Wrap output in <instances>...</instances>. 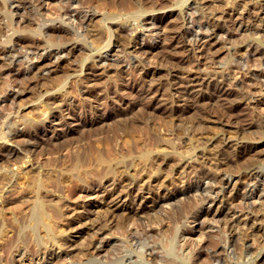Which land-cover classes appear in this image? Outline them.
I'll use <instances>...</instances> for the list:
<instances>
[{
  "label": "rangeland",
  "instance_id": "rangeland-1",
  "mask_svg": "<svg viewBox=\"0 0 264 264\" xmlns=\"http://www.w3.org/2000/svg\"><path fill=\"white\" fill-rule=\"evenodd\" d=\"M194 1L195 0H177V1L176 0H148V1L143 0L142 6L137 5L136 7H134V4L131 3L132 0H81V1L77 0L78 8L80 10L84 11L86 9V10H88V11L85 10L86 12H94L93 16L90 18V20L89 21L86 20L83 23V25H84V29L82 32L83 37H86L88 42L82 43L83 41H81V38H80V37H82V35L81 34L76 35L77 34L76 29H73L71 26H68V25H65V27L68 28L69 30L66 29V31H62V32H58V33H56V32L50 33L47 36V39L49 40L48 42H46L43 37L41 39H37V40L33 39L34 44L37 42L36 43L37 46L43 45L42 47H45L44 53H43V51H42L43 49H42L41 50L42 51L41 56H39L38 54L34 55L35 57L30 55V57H29L30 59L28 58L25 60H23L24 58L21 59L19 56L18 59H20V60H18V62L15 63V68L19 69V67H20L21 71L22 70H25V71H23L24 73L22 72L23 74L19 75L18 77H16L15 75L13 76L12 74H10V72L9 73L8 72H2V74L0 73V86L3 85V87H4V88L2 87V89L0 87V89H1L0 95L5 92L4 89L6 86L3 83L9 82V84H13L16 86V88L18 87L19 89H21L23 87L21 89V91H23V92H20L17 95L14 94L16 97L15 96L12 97V95L9 96L10 98L8 97L6 99V101H4L2 103V106L0 107V110H1L0 113L2 114L4 111L5 112L11 111L10 112V120L12 121L15 118V120H13L12 123L13 124L16 123L15 125L12 124V126L15 127V126H17V124H19V125L21 124L20 126H17L16 128L19 127L18 129H21L23 127V129H26V131L27 130L30 131L29 132L30 137H28V138H30L31 140L33 139L32 141L34 144V145L32 144L33 149L31 148V150H29L27 152V150H25L26 148L23 149L25 147L24 143L19 141V140L17 143L16 142L17 140L16 139L13 140V138L10 140L0 139L1 140L0 144L1 145L4 144L5 148L16 147L20 151V153H18L20 155H17V158H16V156H14L15 158L10 157V159L9 158H0V161H1L0 162L1 163L0 164V170H3V169L4 170H12V169L15 170V174L11 179V183L13 185L11 184L12 186L10 185L8 187L9 189L7 188V190H4V192H5V194H9V195H12L13 192L16 194L15 191L18 190L17 188H15L16 185H17V187H18V185L19 186H23V185L26 186L27 183L32 180V179L29 180V177H35L37 175H40V177L50 176V174H49V172H50L51 173L50 177H53L55 179V176H56L57 177L56 179H58V181L60 182V186L63 185L62 189H65V187H66V189H65L66 191H68V190L70 191V189H71V192H68V193H70V194H68V200H69L68 203L72 204L74 207H76V210H77V214L74 217H72L71 218L72 221H70V223L73 226L77 225V227H79L80 224H77V223H81V221L86 219V217H88V216H89L88 217L89 218V224L92 222L93 224H96L98 226L99 225L100 226H106L105 224L108 222L107 221L108 214L105 215L103 213V215L101 216L102 211H99L98 213L96 211L95 212L96 215H95V213L92 212L94 207L90 206L89 204H84L85 202H83L84 201L83 196L85 194H87L88 191H83V193H81L80 190L82 187L87 186L86 185L87 181L89 182L90 178L88 179L89 175L85 174L83 171H82L83 173L81 172V170L84 169V166H82L81 164H78L77 161H75V160H78L81 158L83 159V157H84V159H86V157H87V159H92L90 157V151H91V148L89 147L90 143L91 144L92 143H101L104 145L110 144L112 151H114L119 156V158L121 157V155H123V158H120V160L122 159L124 161L121 163H118V164L116 163V165H115L116 166L115 170L120 168L119 170H117V175H118V172L122 170V172H120V173L126 179L129 178L130 176H132L133 173H134L133 176L137 177V178H147L149 180L153 179L156 181V182L154 181L155 184L156 183L157 184L154 185V183H152V187H150V188L153 189L154 192H156L155 195L161 196V197H162V195L163 196L174 195V193H178L182 189L187 191L186 193L188 195L186 193H183V194H180L178 196L179 199L176 196L173 199H167L163 202V203H165L167 201L168 204H167V202H166V204L158 203L155 205H152V204L150 205V203H149L148 206H144L146 208H142L139 210L136 209V212L134 211V209H132V210L127 209V211H126L127 215L125 214L126 217L123 215L128 220H131V221L135 220V222H136V220H138L136 222L137 224L134 222V224H136L138 226L137 227L135 225L137 227V229H142L144 224L142 225L141 223H143L142 221H144V219L148 218L144 221V222L148 221V223H152V221H153V223H152L153 225L150 224V226L147 228V234L149 231L151 232V234L149 232V234L146 236V239L148 237L147 242L149 243V245L150 244L152 245V246H150L151 248L149 246L148 247L146 246L147 249L150 250L153 247L155 249L157 246L155 251L156 250L158 252L160 251L159 253L156 251V254L159 256L156 255L155 256L156 258L154 257L151 260V262L153 264L155 262L157 263V261H159L158 258L161 256L162 257L159 259L162 262L166 258V260H168V261H166L167 264H172V263L175 264L176 261L178 263L179 259H178V257H175V255H176V253H178V252H176L178 244L182 243V242L184 243L183 244L184 250L185 249L189 250V248H190L189 246H192L193 242H194V245L192 246V248L194 247L193 248L194 250L193 249H191V251L185 250L184 252L190 253L192 258H194L193 254H195L196 259L194 258V261L197 264H209L211 261L215 260V256L216 257L220 256L219 257L220 259L222 258L221 259L223 262L222 264H233V263L234 264H264V230L256 229V227H262V229H264V225H263L264 224V221H263V219H264V200H263L264 196L263 195L264 194H262L258 198V200H255L256 202L253 203L252 205L251 204L247 205L246 203L245 204L243 203L242 205L240 204L241 206H244L242 208L243 210H240L239 211L240 213L237 211L238 212L237 220H238V218L243 217L242 213L246 212V210H247V212H251V213H249V215L251 214L250 215L251 221L253 220L252 226L250 224L251 223V221H250L246 224V225H248V227L247 226L243 227V228H241V230H239L238 228L235 229L236 226H234L233 224H235L236 222H239V221H234L232 225H231V223L228 224V222L225 220L224 216L220 218V216H222V214L217 217L218 219H217V221H215L217 223H215V222H213V224L211 223V225H213L211 228H208L207 226L203 227L202 223H200L197 220H195L196 222L195 221L189 222V219L188 220L185 219V221L183 223L184 225L181 222H178L176 224H177V228L179 227L177 232H180V231L183 232L184 233L183 235L185 236L186 239L183 238V235H182L178 238V240L180 238L182 239V240L180 239L181 242H179L180 241L179 240L178 242L174 243L173 246L169 245L171 243V241H169V239H171V237H173V234L175 233L176 229L172 225L173 221L168 220L169 218H166L165 220H163V219L167 216V214L168 215L172 214L171 216L175 215V211H176L178 206L188 205V207L186 206V209H185V210H187V211H185L187 213V218H189V216H191V214L194 213L197 210V208L198 209L199 208L205 209L207 207H210L211 209L214 210L216 205L219 204L218 199L222 198V195L220 193L223 191V194H224L223 197L225 198V199L223 198L224 199V201L222 202L223 206L225 208H227L228 205L230 206V204L232 202V203H234V205L236 207L237 206L236 204H239V203L237 202L236 199H235L236 201L234 200V197L231 196L232 192H234L233 187L237 186V187H234V189L236 190V193H238L239 190L242 189L241 186L244 184V181L250 175V173H251L250 171H252V170H250L251 167L252 168L255 167L254 169L259 171V173L261 174V177L263 176L262 178H263V182H264V132L261 131L260 129H256L255 127H250L249 125H247V122L249 120L250 121H253V120L256 121L257 120L256 122H258L260 120V118H262L261 116L264 117V81L263 80L259 81V79H256V78L253 79V76L251 75L252 74L251 70L252 69L254 70V68L257 69L258 67L256 68L255 64H254V66H255L254 67L253 62H251V61H250L251 63L248 62L249 66L252 64L251 69L248 68V63L245 66H241L239 69L237 68L238 70L237 69L233 70L232 67L230 66L231 62H233V60L239 61L240 60L239 58H241L240 61L245 60V59H243V57L244 58L246 57L245 53L242 54V52H245L248 50L249 47H246V46H249L252 44V45L260 48L261 50H264V41H263L264 36L260 35L263 31H259L261 33H258L257 30L251 29V27H250L251 22L248 20L249 19L248 14L246 13V11L248 12L249 10H251V11L252 10L258 11L259 10L258 14L261 15V17L264 19V0H254V1L250 0V2L248 0H241V1L240 0H224V1L221 0L219 2L215 1V0H202V1L196 0L195 1L196 3ZM64 2H65V0H62V1L61 0H50V2L47 5L48 8H46L47 10H44L45 12L42 11V16L46 19L45 22H47V23L51 22L50 20L57 16L56 12H59L61 10L60 7L61 8L64 7ZM224 2L225 3L227 2V3L225 4ZM233 2H236V3L234 4ZM80 3H81V5H80ZM158 3H159V5H158ZM241 3H243V4H241ZM22 4H24V3L21 2L20 5H22ZM151 4H152V8H156V9L153 10L151 7H149V5L151 6ZM190 4H191V6H190ZM239 4H241V5L245 4V6H241ZM131 5L133 6V8L131 7ZM145 6H147V7L145 8ZM80 7H82V8H80ZM127 7L129 9H126ZM19 8H17L16 14L15 15L13 14V16H11L8 3H6L5 0H0V68H3L4 66L8 65V62H7L8 60L6 61V59L3 58V56H1L2 55L1 45H2V42H4L5 38L7 36L10 37L13 34H17V32L19 34V33H23L26 31H33L37 28V24H35V23L37 21L36 19L39 16L37 15L38 16L37 17L36 14L33 12V10H31V8L26 6V5H23V7L20 6ZM135 8H136V12L134 10ZM192 8H193V10H195V8H196L197 11L191 10ZM137 9H139L141 11L139 12V11H137ZM190 11H191V13H193L192 16H194V17H199L202 14L206 15L212 11H213L212 13L215 12V14L219 17V18L217 17V20H219L221 23L225 22V24H228V26H229L228 30L231 32L227 31L228 33L226 32L222 35L220 34L221 36L217 35V37H216L215 35H209V34L206 35L204 33V31L203 32L201 31V33L199 32V34H198V38H199L198 43L194 44V45L189 44L185 39H183L181 37L180 34H177L176 32H172V35L174 34L173 36H168V34H170L171 30H173V31L175 29L182 30V27L185 24V23H183V19H185L186 22L188 21L189 17H186V16H187V14H188V16L191 15ZM126 12L127 13L129 12V13L125 14ZM130 13H132V14L130 15ZM253 13L254 12L252 11V14ZM134 14H135V16H134ZM144 14L145 15H148V14L154 15L156 17V21L159 24V30H160L159 36L157 38H154L153 40H151L150 38H144V40L141 44L142 47H140V49H138L137 47H136L137 49L133 48V46H132L133 40L129 41L127 39L126 43H129V46L127 48H130L129 50L133 51V52L131 51V53H129V54L126 52L120 53V49H121L120 47H118L116 49V47L113 44L115 42V41H113L114 40V38H112L113 36L111 37L109 45L106 47L104 46L102 48H98L99 45L96 42L98 39H100L98 37V35H96L95 37H93V35L88 36V35H90V30H93L96 32V30L98 29V25L103 23V21L108 25L111 24L112 27H113L114 23L128 24L131 21L130 24H132V23L134 24L137 22V19L138 20L142 19V17L145 16ZM244 14H246V15H244ZM32 15H34V16H32ZM50 15H51V17H50ZM130 16L131 17L134 16V17L130 18ZM138 16L139 17L142 16V17L139 18ZM19 17H22V18L20 21H18L19 22L18 23L17 20H19ZM29 17H31V18H29ZM127 19L129 22L126 21ZM117 20L118 21L120 20V21L117 22ZM232 20H234V21H232ZM58 21H59V19L57 17L54 18V23L58 24ZM238 21H240V22H238ZM238 25H240L239 28H238ZM234 27H235V29H234ZM236 27H237V29H236ZM163 29H164V31H162ZM115 33L117 34V32H115ZM218 36H220V37H218ZM129 38H131V37H129ZM226 38L228 40H224ZM103 39H105V37ZM222 39L225 42L224 41L222 42ZM66 42H67V44H66ZM179 42L181 43V45H179L180 44ZM54 44H55V46H54ZM73 44H76L77 48H73V49L69 50V48ZM92 44H93V46H92ZM245 44H248V45H245ZM173 45H175V46H173ZM206 45H207V47L209 45H211V47L210 46L208 47V48H211V50L208 49L206 47ZM66 48H68L69 51L66 50ZM55 49H58L60 51L58 53L59 56L57 55V57H51V56L47 55L50 51L55 50ZM135 49L137 52H139V53H137V57H136L137 59L134 57V55L136 54ZM145 49L146 50L149 49V50L145 51ZM19 50H21V49H19ZM67 51H68V54H67ZM118 51L120 54L118 53ZM113 52H115V53H113ZM106 53L107 54L109 53L107 56L108 58L106 57V60L104 63H102V66H101V64L97 65L96 63L99 62V58H100L99 54L101 56H104ZM140 53H142V54H140ZM19 54H21L20 51H19ZM88 54L92 55V59H94V61L96 63L92 59L90 60L91 57L85 58ZM121 54H122V56H121ZM123 56H124V58H122ZM127 56H130V58H132V59H130V61H132L131 62L132 64H130V66H128V67H121L122 64H124V62L122 60L125 59ZM184 58H185V60H184ZM115 59L117 60L118 65L115 63L116 62ZM173 61L176 62V63L174 62L175 64H177L179 62L181 64L180 63L177 64L175 66L176 67L175 68L174 67L175 64L173 63ZM177 61H179V62H177ZM89 65H90V67H88ZM227 65H228V67L231 68V70H230V68L229 69L227 68ZM27 66L29 68H27ZM92 66H93V68H92ZM182 66H184L185 68ZM246 66H247V68H246ZM188 67L193 68V70L189 69ZM195 67L196 68L198 67L197 71L195 70L196 69ZM23 68H26V69H23ZM120 68H121V70H120ZM145 68L146 69L148 68L149 71H151V73H149V75L146 77H142V74L140 73V69L145 70ZM214 68H216V70H218L220 73L225 75V77L228 80L229 79L232 80L230 83L231 85L230 84L224 85V90H223L225 93V94H223L224 96L222 94H217L218 97L214 96L216 94V91L211 85H213V83L216 82L215 81L216 79L217 80L220 79V77L216 78L215 75H212L213 70H215ZM27 69L29 71H27ZM177 69H181V70L189 69V70H187L185 72L186 74L185 73H180V74L178 73V74L173 75V73H177V71H176ZM90 70H91V72H90ZM199 70H200V72H199ZM78 71H80V72H78ZM188 71H190V73ZM7 73L10 75L8 76ZM182 74H185V75L182 76ZM76 75H78V76H76ZM178 75H180V76H178ZM202 76L204 78H201ZM84 77L87 79H85ZM90 77L95 79L96 83H95V85H93V86H95V88H100V89L102 88L103 89V91L98 90V89L95 90V91H99V93L97 92L98 96L100 94L103 97L104 96L105 97L104 98L102 97V99H100L101 101L98 102L99 103L98 105H95L91 102L89 109H87L88 107L86 108L85 106L83 108L79 109L82 101L86 99V98L82 97L84 94V90L86 89L85 85H83V84L86 83L85 81L89 80ZM181 77L183 78V81H181L182 80ZM15 78L18 81L17 80L15 81L14 80ZM189 78H191V79H189ZM7 79H8V81H7ZM171 79H175V81L171 80ZM193 79H195V80L192 81ZM83 80H85V81H83ZM63 81H66L65 86L62 87L63 89L58 88V85H60V82L63 83ZM120 81H122V82H120ZM196 81L199 84L193 86L192 82L194 83ZM253 81L255 82V85H254ZM187 82L189 83V85L191 87H189V85H187L188 84ZM261 82H263V83H261ZM107 83L109 84V86H113V84L117 83V84H119L118 85L119 87L114 86V87H111V88L105 90V85ZM180 83H182L184 85H181ZM209 83H211V84H209ZM177 84L179 85V87ZM21 85H23V86H21ZM184 86L185 87L187 86L186 90H185ZM177 88L179 89V91ZM193 88H194V90H193ZM111 89H113V90H111ZM173 89L176 91H174ZM182 89L185 91L191 90V92L196 94L199 98V103H196V105L189 108V106L186 105L185 99L183 98L186 95L184 94ZM63 90H64V92H63ZM1 91H3V92H1ZM100 91H102V92H100ZM214 91H215V93H213ZM66 92H67V95H66ZM212 94H213V96H212ZM52 97L54 100L52 99ZM50 100L52 102H50ZM15 101H16V103H15ZM118 101H120V102H118ZM68 102H70V103H68ZM156 102L157 103L159 102L158 105H156L157 104ZM163 103H165L167 107H165V104H163ZM9 105L11 107H9ZM155 105H156V107H155ZM161 105H164V106L161 107ZM49 107H51V108H49ZM168 107H169V109H168ZM2 108H4V111ZM195 108H196V110H195ZM84 109H85V111H83ZM60 113H61V115H59ZM76 113H78V114H76ZM54 114H57V116ZM173 114H175V116ZM73 116H75V117H73ZM83 116H84V118H83ZM76 117H77V119H76ZM21 118H23V119H21ZM32 118H35V119H32ZM56 118H61L63 120V126L58 125L57 128H59V129H56L57 133L60 132V128H65V129L67 128V131L65 132L66 135H64V136H66L68 139L64 136H63V138L65 140L63 138H62L63 140L61 138L56 139V137L53 136V133L55 131L54 132L51 131L50 126H52L51 123H53V125H56V123H55L57 120ZM95 118H96V120H95ZM65 119H67V120H65ZM82 119H83V122H82ZM85 119H86V121H85ZM20 120H22V121H20ZM24 120L28 121L27 123H29V124H27L25 126L24 123H22ZM39 122H40V124H39ZM35 123H37V124H35ZM198 124L199 125L201 124L200 126H202L205 129L204 131H207L205 134H207L209 132L207 134V136L211 140H209L207 143L210 146L214 145L215 147L217 146V148H218V145H220V143H218L219 140L216 142L218 137L220 138L221 137L220 135L231 133L228 135L233 136V138L235 137L234 140L237 139V142L239 145H242L243 147L245 146L244 147L245 150L243 149L241 152H238V154H237V153H235L236 150H234V148H232V147H230L229 149L225 148L227 151L222 156L223 157L227 156L228 158L226 157L227 158L226 160L228 162H226L222 165H221V163L220 164L213 163L212 159H208V158L195 159L196 161L194 159L191 160L189 158V156H193L192 158H194V156H197V154L198 155L201 154L200 152L203 151V149H202L203 147L201 145H197V146L194 145V144H196L194 142H197V140L194 141L195 138L193 137V139H192V136L190 137V135L193 133V131H192L193 129H190V128H193L194 125L196 127ZM29 125L31 126V128L29 127ZM36 125H38V126H36ZM252 128H253V130H252ZM254 128H255V131L258 130L257 133L255 134L256 136L254 135V133H255ZM220 129H223V130H220ZM224 130L225 131L228 130V132L227 131L225 132ZM126 132H128V133H126ZM251 133H252V135H251ZM258 133L260 136L258 135ZM34 134H35V136H34ZM127 134H128V136H126ZM124 135H125V137H124ZM132 135H134V136L132 137ZM69 136H70V138H69ZM108 138L110 141L108 140ZM127 138L128 139L131 138L132 140H135V143L132 142V143H134V145L138 144L140 142L139 143L140 150H139V145H136L134 152H133V148H134L133 146H132L133 148L129 147V149H127L128 146L126 144H124L125 149H126L125 150L123 148L124 145H122V144L125 143ZM139 138H141V139H139ZM163 138H168V140L171 141V144L174 143V144H172V147L174 150L173 153H175V154H173L172 152H166L164 150V146H163V148H158L162 145L161 142H162ZM106 139H107V141H106ZM155 139L158 141V144H157ZM56 140L58 142L61 141V143H62V146L60 145L61 144L60 142H59L60 144L59 143L57 144L58 147L61 146V147H59L60 149L57 148V151H55L53 153L50 152L51 154H47L48 152L42 151L44 146L47 147V145H48V147L49 146L54 147L55 144L57 143ZM104 140H105L106 144L104 143ZM122 140H124V141L122 142ZM243 140H245V141H243ZM87 141L89 142L88 144H87ZM153 142L156 143V145ZM63 143L65 145H63ZM83 143H84V145H83ZM115 143H116V145H115ZM141 143H144V144H141ZM146 143H149V145ZM8 144H9V146H8ZM118 144L121 145L122 147L121 146L118 147ZM150 144H151V146H150ZM157 145H158V147H157ZM19 146H21L22 149ZM141 146H143V147L141 148ZM154 146H155V148L156 147L157 148L155 149ZM176 146H177V149H176ZM191 147H193V149H191ZM115 148L118 149L119 151H122V149H124V151L119 153V151L115 150ZM40 149H41V151H40ZM137 149H138V153H137ZM149 149H152V150H149ZM179 149H181V150H179ZM183 149H185V150L190 149V151L187 152V150H186V152H185ZM231 149H233L234 151ZM128 150H130V151H128ZM144 150L147 151L149 157H152V158H150V163L153 166L149 163L152 168L149 165L150 170H148V171H147V168H145L146 166L145 167L143 166V162L140 163L142 161L141 160V153ZM191 150H192V152H191ZM135 151H136V154H135ZM29 152H31V153H29ZM39 152H41V154ZM123 152H126V153L123 154ZM83 153L85 155H83ZM26 154L28 156H25ZM77 154L80 156V158H79V156H77ZM126 154H128V155H126ZM169 154L171 157L169 156ZM179 154H182V157L180 156L181 158H179V156H178ZM243 154H245V155H243ZM242 155H243V157H242ZM247 155H248V157H247ZM136 156H138V157H136ZM249 156H251V157H249ZM72 157H73V159H71ZM139 157H140V159H139ZM153 157L155 158V160ZM175 157L176 158L178 157V159H183L184 161L187 160L191 164H194L193 170H192V167L191 168L187 167L185 170L181 171L180 166H178V163H175L176 161L178 162V159H176ZM22 158H24V159H22ZM51 158L54 159V161H55L52 164H50V162H49V160ZM170 158H172V159H170ZM59 159H60V161H59ZM151 159H153V160H151ZM24 160H25V162H24ZM46 160H48L47 163H46ZM169 160H171L172 162ZM173 160H174V162H173ZM205 160H207V161H205ZM15 161H16V163H15ZM166 161H167V163H166ZM192 161H193V163H192ZM194 161H195V163H194ZM198 161L199 162L203 161L202 162L203 164L198 163ZM48 162H49V164H48ZM56 162H57V164H56ZM114 162H111V163L114 164ZM135 162H136V164H135ZM60 163H61V165H60ZM127 163H128V166H127ZM139 163L142 165H140ZM170 163H171V165H170ZM250 163H251V165H250ZM64 165L66 168L64 167ZM72 165L74 166V168ZM195 165L196 166L198 165L197 166L198 168ZM201 165H202V167H201ZM243 165H245L247 167H245ZM258 165H259V167H258ZM141 166H143V167H141ZM211 166H212V169H214V167H215V169L212 170ZM69 168H70V170H69ZM136 169L137 170L138 169L143 170V171L140 172L138 170L139 171L138 172V171H136ZM197 169H200V171ZM30 170H31V172H30ZM71 170L74 173L79 172L80 173L79 176L81 179L79 178V176H77L76 173H75L76 178H74L73 177L74 173L72 174ZM153 170H155V171H153ZM242 170H243V172H242ZM42 171H45V172H42ZM54 171H56V172H54ZM57 171H59V173L62 172L59 174V177H58ZM66 171H68V173ZM130 171H131V173H130ZM144 171H146V172H144ZM216 171H217V174H219V173L228 174L229 173L232 177H231V181H230L231 183H229V185L224 186V188L222 190H220L219 193H217L215 195H213L214 193L211 194L212 195L211 197L215 198L214 199L215 201L212 200L213 202H211V200H210L211 198L205 197L208 195V193L205 192L206 187L208 185L205 186V184H204L205 182L202 183V181H206V180H204V179H206L205 178L206 174H211L212 172L216 173ZM244 171H245V173H244ZM247 171H248V173H247ZM32 172L35 174H32ZM152 172H154V173H152ZM203 172H204L205 176L203 175ZM123 173H124V175H123ZM239 173H240V175H239ZM52 174L54 176H52ZM138 174L140 176L143 175V177L142 176L140 177ZM148 174H149V176H148ZM217 174H214V175H217ZM245 174H247V177ZM23 175H24V178H22ZM62 175H64V176H62ZM135 175H138V176H135ZM242 175H244V176L242 177ZM145 176H147V177H145ZM151 176H152V179H151ZM164 176H165V178H164ZM202 176L204 178H202ZM156 177H158V178L156 179ZM162 177H163V180L161 182L160 178H162ZM243 178H246V179L242 180ZM25 179L26 180L28 179L29 181L27 180L25 182ZM83 180H84V182H83ZM163 182H165V184ZM259 182H262V181H259ZM15 183H17V184L15 185ZM76 183L77 184L79 183L80 186L77 185ZM75 184L77 187L75 186ZM67 185H69V186L71 185L70 187L68 186L69 189L67 188ZM13 186H15V187H13ZM159 186H160V188H158ZM187 186H188V188H187ZM191 186L193 187V189ZM197 187H198V190H197ZM214 187H216V186H214ZM95 188H97L96 185L94 186V189ZM202 188H204V189H202ZM19 189H20V187H19ZM216 189H217V187H216ZM11 190H13V191L11 192ZM194 190H195V192H194ZM14 193H13V195H14ZM80 193L82 195H80ZM236 193H234V194H236ZM181 195H183V196H181ZM185 195H187V197H185ZM203 196L206 198V200H202ZM219 196H220V198H219ZM176 198H177V200H176ZM168 200H170V202ZM159 204H161L162 207H159L160 206ZM157 208H158V210H157ZM236 208L238 209V207H236ZM156 211L159 213L161 212L162 214L158 215ZM104 215L107 217H105ZM160 215H162V216H160ZM253 215L257 216V218L254 217ZM93 216H95V217H93ZM115 217H114L113 221H117V218H115ZM117 217H119V216H117ZM130 217H132V218H130ZM135 217H139V218L135 219ZM150 217L154 218V220L152 218H151L152 220H150ZM161 217H163V218H161ZM168 217H170V215ZM259 217H261V219ZM90 218H91V220H90ZM255 218L257 219V221ZM96 219H97V221H96ZM139 219H141L142 221L140 220V222H139ZM154 221H156V223ZM186 222H188V223H186ZM191 222H193V223H191ZM254 222H255V224H254ZM188 224L190 225V227ZM154 225H158V227L154 226ZM166 225L168 227H169V225L171 226V227H169L170 230H171V228H173L171 230L172 232L169 230V228ZM114 226L116 229L121 230L120 227H118V226L116 227V225L112 226L111 223H107V229H106L107 237L110 235L109 237L111 240L114 238L112 243H111L112 245H110V247L113 246V248H115L116 245L119 243L118 240H120L122 238L120 236L121 235L120 231L116 230L114 228ZM135 226H134V228H135ZM162 226L164 228L167 227L164 229L167 232H163L164 230H163ZM153 228L157 229V230H159L161 228V230H159V231L156 230V232H155ZM232 229L234 230V232ZM201 230H202V236L201 237H203V238L199 239V237H198V239H197L196 235L199 232H201ZM222 230L225 231V233H223ZM237 230H239V231H237ZM168 231H170V232L168 233ZM203 231H204V233H203ZM69 232L71 233V236L69 237V239H71V241L73 240L74 244L76 243L75 241H77V243H78L80 241L87 240V238L89 240V237L91 239L90 235L92 232L90 229L88 231L90 233V235L88 234V232L86 234L85 233L86 231L85 232L82 231V232H78V233L72 232V231H69ZM156 233H158V234L156 235ZM160 233L161 234L163 233L164 236L161 235ZM164 233H166V234L168 233V236ZM229 233H231V234H229ZM83 234H85V235H83ZM188 234L190 237L188 236ZM193 234H194V236H192ZM226 234H227V236H230V238H235V240L237 241V243H236V241L233 240L231 242L233 244L232 245L233 247L229 248V249L227 248L225 250V252L226 251L229 252L232 249H234L235 251L233 250V252L231 254L225 253L223 250V247H222L224 245L223 240H225V237H226V236L224 237V235H226ZM154 235H156V237ZM237 236H239V237H237ZM223 237H224V239H223ZM165 239H166V241H165ZM189 239H191V240H189ZM150 240L151 241L153 240V241L151 242ZM162 240H164V241H162ZM199 240H200V242H199ZM187 241H189L190 243L189 242L186 243ZM114 242L115 243L117 242V243L114 244ZM165 242H168V244ZM196 242H197V244H196ZM198 242L200 243V245H198L199 244ZM231 243H230V246H231ZM153 244L155 246H153ZM162 244H163V246L164 245L165 246L163 247ZM187 245H189V246H187ZM118 247H120V246H118ZM159 247L162 249H160ZM179 247H180V244H179ZM116 248L114 249L115 251L112 252L113 254L108 255L109 257H113V255L118 252L119 248L118 249H116ZM164 248H166V250H164ZM142 249L146 250L145 247ZM219 250H221L226 256L224 254H222V252ZM245 250H246V252H245ZM112 251H113V249H112ZM161 251H163V252L165 251V253H163L165 258H163V254L161 253ZM192 252H193V254H192ZM215 252H216V255H215ZM129 253H130V255H127V253H124L127 255L126 260L131 259L130 262H126V260H125V264H140V263L143 264L142 261L140 262V259H138L137 257H136V259H134L135 258L134 256L136 255V251H129ZM7 254H9V255H7ZM12 256L14 258L18 257V255L16 253L13 254V252L10 253V251L6 252L5 254L2 255V258L3 257L4 258L1 259L0 262H3V263L7 262L8 263L11 260V258H13ZM108 256L107 257L102 256V257H100V259L108 258ZM167 257H168V259H167ZM73 258L76 261L78 259V256H73ZM162 258H163V260H161ZM174 258H175V261H174ZM160 261H159V263H162ZM66 262L64 264H71L70 260L66 261ZM132 262H134V263H132ZM26 263H27V261H26ZM215 263L216 262L213 261L210 264H215ZM14 264H16V263H14ZM83 264H88V263L85 262ZM90 264H93V263H90ZM163 264H165V262H163ZM186 264H188V263H186Z\"/></svg>",
  "mask_w": 264,
  "mask_h": 264
},
{
  "label": "bare ground",
  "instance_id": "bare-ground-1",
  "mask_svg": "<svg viewBox=\"0 0 264 264\" xmlns=\"http://www.w3.org/2000/svg\"><path fill=\"white\" fill-rule=\"evenodd\" d=\"M62 1V0H61ZM79 1H81V0H79ZM142 1L143 0H132V4H134V7H136L137 5H140V6H142ZM148 1V0H147ZM177 1V0H176ZM196 1V0H195ZM194 1V2H195ZM202 1V0H201ZM215 1H221V0H215ZM224 1V0H223ZM241 1V0H240ZM249 2H250V0H248ZM254 1V0H253ZM5 2L6 3H8V5H9V9H10V13H11V16H13V14L15 15L16 14V11H17V8H19L20 6H22L23 7V5H26V6H28V7H30L31 8V10H33V12L36 14V16L38 17L36 20V23L35 24H37V28L35 29V30H33V31H26V32H23V33H19L18 34V32H17V34H11L12 36H10V37H6L5 38V40H4V42H2V45H1V53H2V55L1 56H3V58H5L6 59V61L8 62V65H6V66H4L3 68H0V73L2 74V72H10V74H12L13 76L15 75L16 77H18L19 75H21V74H23L24 72L23 71H25V70H20V67H19V69L17 68H15V63H17L18 62V60H20V59H18V57L20 56V58L21 59H23V60H25V59H28L29 57H30V55L31 56H33V57H35L34 55H36V54H38L39 56H41V53H42V51H43V53H44V49H45V47H42V46H37V42L34 44V41H33V39H41L42 37L45 39V41L46 42H48L49 40L47 39V36L50 34V33H54V32H56V33H58V32H62V31H66V29L67 30H69L68 28H66L65 27V25H68V26H71L73 29H76V31H77V34L76 35H79V34H81L82 35V37H80L81 38V41H83L82 43H86V42H88V40H87V38L86 37H83V29H84V25H83V23L86 21V20H90V18L93 16V13L94 12H86V11H88V10H84V11H82V10H80L79 8H78V2H77V0H65V2H64V7L63 8H61L60 7V11L59 12H56V14H57V18L59 19V21H58V24L57 23H54V18H56V17H54L53 19H51L50 21L51 22H45V18L42 16V11L43 12H45L44 10H47L46 8H48L47 7V5H48V3L50 2V0H5ZM21 2L22 3H24V4H22V5H20L21 4ZM145 2V1H144ZM143 2V3H144ZM163 2V1H162ZM217 2V3H218ZM26 3V4H25ZM154 3V2H153ZM189 3V2H188ZM196 3V2H195ZM205 3V2H204ZM225 3V2H224ZM227 3V2H226ZM225 3V4H226ZM234 4L236 3V2H233ZM150 4V3H149ZM161 4V3H160ZM219 4V3H218ZM241 4H243V3H241ZM241 4H239V5H241ZM80 5H81V3H80ZM145 5V4H144ZM158 5H159V3H158ZM162 5V4H161ZM196 5V4H195ZM221 5V4H220ZM128 6V5H127ZM154 6V5H153ZM190 6H191V4H190ZM193 6V5H192ZM237 6V5H236ZM241 6H245V4L244 5H241ZM129 7V6H128ZM126 8V9H129V8ZM131 7L133 8V6L131 5ZM147 6H145V8H146ZM149 7H151L152 8V4H151V6L149 5ZM157 7V6H156ZM161 7V6H160ZM202 7V6H201ZM204 7V6H203ZM80 8H82V7H80ZM158 8V7H157ZM238 8V7H237ZM20 9V8H19ZM29 9V8H28ZM144 9V8H143ZM153 10L154 9H156V8H152ZM160 9V8H159ZM203 9V8H202ZM255 9V8H254ZM261 9V8H260ZM135 10V12H136V8L134 9ZM189 10V9H188ZM191 10H193V8L191 9ZM195 10H196V8H195ZM195 10H193V11H195ZM200 10V9H199ZM137 11H141V10H139V9H137ZM144 11V10H143ZM187 11V10H186ZM185 11V12H186ZM197 11V10H196ZM201 11V10H200ZM245 11V10H244ZM252 11L254 12L253 14H252ZM249 10L248 12L246 11V13L248 14V20L251 22L250 24H251V29H254V30H257V32L258 33H261V32H259V31H263L260 35H263L264 36V19L261 17V15H259L258 14V11H254V10ZM121 12V11H120ZM131 12V11H130ZM184 12V13H185ZM188 12V11H187ZM203 12V11H202ZM213 12V11H212ZM212 12H210V13H208V14H202L201 16H199V17H194V16H192V14L193 13H191V11H190V13H191V15H189L188 16V14H187V16L186 17H189V19H188V21L186 22L185 21V19H183V23H185L184 25H183V27H182V30H180V29H175L174 31L173 30H171L170 31V34H168V36H173L172 35V32H176L177 34H180L181 35V37L183 38V39H185L189 44H191V45H194V44H197L198 43V40H199V38H198V34H199V32L201 33V31L203 32L204 31V33L207 35V34H209V35H215L216 37H217V35H222V34H224V33H226L227 31H229L228 29H229V26H228V24H225V22L224 23H221L219 20H217V15L215 14V12L214 13H212ZM96 13V12H95ZM119 13V12H118ZM129 13V12H128ZM127 12L125 13V14H128ZM146 13V12H145ZM179 13V12H178ZM183 13V12H182ZM196 13V12H195ZM199 13V12H198ZM45 14V13H44ZM55 14V15H56ZM132 13H130V15H131ZM151 14V13H150ZM186 14V13H185ZM210 14V15H209ZM145 15V14H144ZM195 15V14H194ZM244 15H246V14H244ZM32 16H34V15H32ZM41 16V17H40ZM134 16H135V14H134ZM134 16H130V18H133ZM143 16V15H142ZM142 16H140V17H142ZM50 17H51V15H50ZM117 17V16H116ZM124 17V16H123ZM128 17V16H127ZM139 17V16H138ZM139 17V18H140ZM247 17V16H246ZM21 18L22 17H19V20H17V22L18 21H20L21 20ZM29 18H31V17H29ZM36 18V17H35ZM119 18V17H118ZM219 18V17H218ZM107 19V18H106ZM135 19V18H134ZM137 19V18H136ZM229 19V18H228ZM29 21V20H28ZM33 21V20H32ZM111 21V20H110ZM114 21V20H113ZM120 21V20H119ZM118 20H117V22H119ZM126 21H128V19L126 20ZM134 21V20H133ZM231 21V20H230ZM232 21H234V20H232ZM236 21V20H235ZM16 22V21H15ZM129 22V21H128ZM238 22H240V21H238ZM19 23V22H18ZM104 23V24H103ZM103 23H101L100 25H98V29L96 30V32L95 31H93V30H90V35H88V36H92L93 35V37H95L96 35H98V37L100 38V39H98L96 42L98 43V48H102V47H106V46H108L109 45V42H110V40H111V37L112 38H114V40L113 41H115L113 44H114V46L116 47V49L118 48V47H120L121 49H120V53L121 52H126V53H131V51L132 50H129L130 48H127L128 46H129V43H126V40L128 39L129 41H132L133 40V48H138V49H140V47H142L141 46V44H142V42H143V40H144V38H150L151 40H153L154 38H157L158 36H159V24H158V22L156 21V17L154 16V15H145L144 17H142V19H140V20H138L137 19V22L136 23H132V24H130L131 23V21H130V23H128V24H118V23H114L113 24V27H112V25L110 26V25H108V24H106L104 21H103ZM233 23V22H232ZM235 23V22H234ZM242 24V23H241ZM240 24V25H241ZM240 25H238V28L240 27ZM234 26V25H233ZM232 26V27H233ZM175 27V26H174ZM231 27V26H230ZM171 28V27H170ZM180 28V27H179ZM166 29V28H165ZM231 29V28H230ZM234 29H235V27H234ZM236 29H237V27H236ZM250 29V28H249ZM162 31H164V29L162 30ZM87 32V31H86ZM115 32H117V34L115 33ZM229 32H231V31H229ZM115 33V34H114ZM228 33V32H227ZM254 33V32H253ZM252 33V34H253ZM55 35V34H54ZM167 35V34H166ZM165 35V36H166ZM205 35V36H206ZM220 35V36H221ZM259 35V36H260ZM86 36V35H85ZM87 36V37H88ZM220 36H218V37H220ZM97 37V38H98ZM105 37V39H103ZM129 37H131V38H129ZM210 37V36H209ZM261 37V36H260ZM79 38V39H80ZM170 38V37H169ZM73 39V38H72ZM172 39V38H171ZM182 39V40H183ZM230 39V38H229ZM104 40V41H103ZM201 40V39H200ZM224 40H228L227 38L226 39H224ZM223 39H222V42L224 41ZM232 40V39H231ZM71 41V40H70ZM178 41V40H177ZM264 41V40H263ZM262 41V42H263ZM103 42V43H102ZM148 42V41H147ZM185 42V41H184ZM225 42V41H224ZM180 43V42H179ZM187 43V44H188ZM211 43V42H210ZM220 43V42H219ZM228 43V42H227ZM66 44H67V42H66ZM90 44V43H89ZM88 44V45H89ZM94 44V43H93ZM93 44H92V46H93ZM147 44V43H146ZM151 44V43H150ZM184 44V43H183ZM186 44V45H187ZM213 44V43H212ZM82 45V44H81ZM91 45V44H90ZM179 45H181V43L179 44ZM245 45H248V44H245ZM54 46H55V44H54ZM77 45L76 44H73L70 48H69V50L70 49H73V48H77L76 47ZM84 46V45H83ZM87 46V45H86ZM91 46V47H92ZM173 46H175V45H173ZM196 46V45H195ZM194 46V47H195ZM198 46V45H197ZM210 47H211V45H209ZM208 46V47H209ZM21 47V48H20ZM61 47V46H60ZM88 47V46H87ZM193 47V46H192ZM204 47V46H203ZM206 47H207V45H206ZM207 47V48H208ZM246 47H249L248 48V50L247 51H245V52H242V54H244L245 53V58L243 57V59H245L244 61H240L241 60V58H239L240 60L239 61H234L233 60V62H231V67H232V69L233 70H235V69H239L241 66H245V65H247V63L248 62H253V66H254V64H255V66H256V68L257 69H255L254 68V70L252 71L251 70V75L253 76V79L254 78H256V79H259V81L260 80H263L264 81V50H261L260 48H258V47H256V46H254V45H249V46H246ZM68 48H66V50H68ZM85 48V47H84ZM123 48V49H122ZM136 48V49H137ZM169 48V47H168ZM19 49H21V50H19ZM43 49V50H42ZM47 49V48H46ZM60 49V48H59ZM136 49H135V51H136ZM208 49H210L211 50V48H208ZM244 49V48H243ZM42 50V51H41ZM68 50V51H69ZM80 50V49H79ZM112 50V49H111ZM123 50V51H122ZM134 50V49H133ZM144 50V49H143ZM149 49H145V51H148ZM183 50V49H182ZM221 50V49H220ZM19 51L21 52V54H19ZM64 51V50H63ZM68 51H67V54H68ZM90 51V50H89ZM116 51V50H115ZM134 51V52H135ZM47 52V51H46ZM60 51L58 50V49H55V50H52V51H50L47 55H49V56H51V57H57V55H58V53H59ZM133 52V51H132ZM65 53V52H64ZM113 53H115V52H113ZM117 53V52H116ZM118 53H119V51H118ZM119 53V54H120ZM137 53H139V52H137L136 51V54L134 55V57L136 58L137 57ZM63 54V53H62ZM102 54V53H101ZM109 54V53H108ZM108 54L106 53L104 56H101L100 54H99V62L98 63H96L95 61H94V59H92V55H90V54H88L85 58H89V57H91L90 58V60L92 59L97 65H100L101 64V66H102V63H104L105 62V60H106V57L108 56ZM134 54V53H133ZM140 54H142V53H140ZM37 55V56H38ZM66 55V54H65ZM117 55V54H116ZM59 56V55H58ZM98 56V55H97ZM121 56H122V54H121ZM140 56V55H139ZM50 57V58H51ZM117 57V56H116ZM145 57V56H144ZM212 57V56H211ZM46 58V57H45ZM96 58V57H95ZM108 58V57H107ZM114 58V57H113ZM121 58V57H120ZM122 58H124V56L122 57ZM30 59V58H29ZM56 59V58H55ZM130 59H132V58H130V56H127L125 59H123L122 61L124 62V64H122V66L121 67H128V66H130V64H132L131 62L132 61H130ZM137 59V58H136ZM142 59V58H141ZM139 60V59H138ZM177 60V59H176ZM184 60H185V58H184ZM115 63L117 64V60L115 59ZM140 61V60H139ZM187 61V60H186ZM175 61H173V63H174ZM177 62H179V61H177ZM250 62V63H251ZM111 63V62H110ZM119 63V62H118ZM176 63V62H175ZM174 63V64H175ZM180 63V62H179ZM179 63H177V64H179ZM187 63V62H186ZM134 64V63H133ZM141 64V63H140ZM139 64V65H140ZM173 64V65H174ZM177 64H175L174 65V67L177 65ZM181 64V63H180ZM23 65V64H22ZM50 65V64H49ZM83 65V64H82ZM92 65V64H91ZM95 65V64H94ZM118 65V64H117ZM252 65V64H251ZM251 65L249 66V63H248V68H250L251 69ZM144 66V65H143ZM181 66V65H180ZM179 66V67H180ZM199 66V65H198ZM252 66V67H253ZM254 66V67H255ZM17 67V66H16ZM26 67V66H25ZM88 67H90V65L88 66ZM96 67V66H95ZM94 67V68H95ZM172 67V66H171ZM178 67V66H177ZM182 67H184V66H182ZM192 67V66H191ZM214 67V66H213ZM27 68H29L28 66H27ZM83 68V67H82ZM92 68H93V66H92ZM91 68V69H92ZM100 68V67H99ZM138 68V67H137ZM140 68V67H139ZM142 68V67H141ZM150 68V67H149ZM176 68V67H175ZM185 68V67H184ZM189 68V67H188ZM196 68V67H195ZM194 68V69H195ZM198 68V67H197ZM197 68L195 69L196 71H197ZM227 68L229 69L230 67H228V65H227ZM246 68H247V66H246ZM23 69H26V68H23ZM115 69V68H114ZM174 69V68H173ZM183 69V68H182ZM189 69H191V70H193V68H189ZM189 69H187V70H189ZM215 70H213V72H212V75H215L216 76V78H219L220 77V79L219 80H215L216 82H214L213 83V85H211L214 89H215V91H216V94L214 95L215 97L217 96L218 97V95L217 94H225L224 93V85L225 84H230L231 83V81L232 80H228L226 77H225V75H223L222 73H220L218 70H216V68H214ZM237 69V70H238ZM120 70H121V68H120ZM153 70V69H152ZM187 70H181V69H177L176 71H177V73H173V75H175V74H180V73H185ZM230 70H231V68H230ZM248 70V69H247ZM21 71V72H20ZM27 71H29L28 69H27ZM169 71V70H168ZM195 71V72H196ZM229 71V70H228ZM242 71V70H241ZM23 72V73H22ZM78 72H80V71H78ZM90 72H91V70H90ZM139 72V71H138ZM189 73H190V71H188ZM199 72H200V70H199ZM234 72V71H233ZM244 72V71H243ZM7 73V75L9 76L10 74H8ZM28 73V72H27ZM140 73L142 74V77H146V76H148L149 75V73H151V71H149V69L147 68H145V70H141L140 69ZM172 73V72H171ZM246 73V72H245ZM248 73V72H247ZM26 74V73H25ZM81 74V73H80ZM93 74V73H92ZM91 74V75H92ZM95 74V73H94ZM186 74V73H185ZM185 74H182V76L183 75H185ZM195 74V73H194ZM209 74V73H208ZM229 74V73H228ZM191 75V74H190ZM196 75V74H195ZM207 75V74H206ZM250 75V74H249ZM24 76V75H23ZM22 76V77H23ZM76 76H78V75H76ZM172 76V75H171ZM170 76V77H171ZM178 76H180V75H178ZM201 76V75H200ZM209 76V75H208ZM11 77V76H10ZM9 77V78H10ZM87 77V76H86ZM156 77V76H155ZM188 77V76H187ZM194 77V76H193ZM198 77V76H197ZM12 78V77H11ZM10 78V79H11ZM85 78V77H84ZM172 78V77H171ZM182 78V77H181ZM201 78H204L203 76L201 77ZM215 78V77H214ZM4 79V78H3ZM85 79H87V78H85ZM186 79V78H185ZM189 79H191V78H189ZM252 79V80H253ZM255 79V80H256ZM12 80V79H11ZM15 81L17 80L16 78L14 79ZM171 80H174L175 81V79H171ZM177 80V79H176ZM187 80V79H186ZM185 80V81H186ZM195 79H193L192 81H194ZM197 80V79H196ZM7 81H8V79H7ZM18 81V80H17ZM83 81H85V80H83ZM82 81V82H83ZM153 81V80H152ZM181 81H183V78H182V80ZM198 81V80H197ZM192 82V85L193 86H195V85H197V84H199L198 82ZM3 82V81H2ZM6 82V81H5ZM11 82V81H10ZM21 82V81H20ZM19 82V83H20ZM86 83H84L83 85H85V87H86V89L84 90V94H83V98H86L85 100H83L82 101V103L80 104V107H79V109L80 108H83L84 106L87 108V109H89V107H90V103L92 102L93 104H95V105H98L99 103V101H101L100 99H102V95H100L99 94V96H98V93H99V91H95V90H102L103 91V89L101 88H95V86H93V85H95V79L94 78H89V80H86L85 81ZM120 82H122V81H120ZM178 82V81H177ZM249 82V81H248ZM247 82V83H248ZM14 83V82H13ZM65 83H66V81H63V83H61L60 82V85H58V88H62V87H64L65 86ZM148 83V82H147ZM172 83V82H171ZM174 83V82H173ZM183 83V82H182ZM182 83H180L181 85H184V84H182ZM188 83V82H187ZM191 83V82H190ZM234 83V82H233ZM253 83H254V85H255V82L253 81ZM261 83H263V82H261ZM6 87H5V92L3 93V94H1L0 95V107L2 106V103L4 102V101H6V99L9 97V96H11L12 95V97L13 96H15V95H17V94H19L20 92H23V91H21V89L23 88H21V89H19L18 87L16 88V86L15 85H13V84H9V82L8 83H3ZM209 84H211V83H209ZM119 84H117V83H115V84H113V86H109V84L107 83L106 85H105V90L106 89H109V88H111V87H117ZM178 85V84H177ZM187 85H189V83L187 84ZM231 85V84H230ZM229 85V86H230ZM21 86H23V85H21ZM172 86V85H171ZM175 86V85H174ZM210 86V87H211ZM1 87V89H2V87H3V85L2 86H0ZM119 87V86H118ZM178 87H179V85H178ZM185 87V86H184ZM187 87V86H186ZM186 87H185V90H186ZM189 87H191L190 85H189ZM4 88V87H3ZM0 89V90H1ZM19 89V90H18ZM57 89V88H56ZM63 89V88H62ZM178 89V88H177ZM184 89V88H183ZM182 89V90H183ZM192 89V88H191ZM227 89V88H226ZM3 90V91H4ZM111 90H113V89H111ZM174 90V89H173ZM185 90H183V92H184V94L186 95L185 97H183L184 99H185V101H186V105H188L189 106V108H191V107H193L194 105H196V103H199V98H198V96L196 95V94H194L193 92H191V90L190 91H185ZM189 90V89H188ZM193 90H194V88H193ZM3 91H1V92H3ZM102 91H100V92H102ZM174 91H176V90H174ZM178 91H179V89H178ZM181 91V90H180ZM215 91L213 92V93H215ZM59 92V91H58ZM63 92H64V90H63ZM68 92V91H67ZM67 92H66V95H67ZM98 92V93H97ZM108 92V91H107ZM111 92V91H110ZM114 92V91H113ZM212 92V91H211ZM105 93V92H104ZM115 93V92H114ZM175 93V92H174ZM177 93V92H176ZM244 93V92H243ZM242 93V94H243ZM15 94V95H14ZM106 94V93H105ZM104 94V95H105ZM245 94V93H244ZM54 95V94H53ZM57 95V94H56ZM180 95V94H179ZM183 95V94H182ZM181 95V96H182ZM238 95V94H237ZM246 95V94H245ZM177 96V95H176ZM180 96V97H181ZM212 96H213V94H212ZM224 96V95H223ZM243 96V95H242ZM16 97V96H15ZM55 97V96H54ZM62 97V96H61ZM105 97V96H104ZM103 97V98H104ZM222 97V96H221ZM248 97V96H247ZM10 98V97H9ZM56 98V97H55ZM52 99H53V97H52ZM158 99V98H157ZM182 99V98H181ZM11 100V99H10ZM9 100V101H10ZM46 100V99H45ZM54 100V99H53ZM161 100V99H160ZM222 100V99H221ZM13 101V100H12ZM104 101V100H103ZM183 101V100H182ZM184 101V102H185ZM205 101V100H204ZM50 102H52L51 100H50ZM118 102H120V101H118ZM160 102V101H159ZM158 102V103H159ZM15 103H16V101H15ZM47 103V102H46ZM54 103V102H53ZM67 103V102H66ZM68 103H70V102H68ZM103 103V102H102ZM157 103V102H156ZM158 103L156 104V105H158ZM163 104H165V103H163ZM6 105V104H5ZM57 105V104H56ZM94 105V106H95ZM156 105H155V107H156ZM184 105V104H183ZM100 106V105H99ZM164 105H161V107H163ZM9 107H11L10 105H9ZM13 107V106H12ZM15 107V106H14ZM74 107V106H73ZM160 107V108H161ZM165 107H167L166 106V104H165ZM164 107V108H165ZM187 107V106H186ZM7 108V107H6ZM49 108H51V107H49ZM72 108V107H71ZM154 108V107H153ZM152 108V109H153ZM182 108V107H181ZM184 108V107H183ZM199 108V107H198ZM3 109V111H4V108H2ZM9 109V108H8ZM77 109V108H76ZM168 109H169V107H168ZM171 109V108H170ZM38 110V109H37ZM51 110V109H50ZM72 110V109H71ZM75 110V109H74ZM93 110V109H92ZM166 110V109H165ZM195 110H196V108H195ZM199 110V109H198ZM1 111V110H0ZM7 111V110H6ZM64 111V110H63ZM76 111V110H75ZM82 111V110H81ZM83 111H85V109L83 110ZM172 111V110H171ZM174 111V110H173ZM177 111V110H176ZM180 111V110H179ZM200 111V110H199ZM10 112L11 111H9V112H3L2 114L0 113V139H3V140H10V139H12L13 138V140L14 139H16L17 141V143H18V140L19 141H21V142H23L24 143V148L23 149H25V150H27V152L29 151V150H31V148H32V146L34 145L33 144V139L31 140L30 138H28V137H30L29 136V132L30 131H26V129H23V127L21 128V129H18V128H16L17 126H20L19 124H17V126H15V127H13L12 126V121L13 120H15V118L11 121L10 120ZM15 112V111H14ZM43 112V111H42ZM72 112V111H71ZM89 112V111H88ZM94 112V111H93ZM162 112V111H161ZM170 112V111H169ZM168 112V113H169ZM44 113V112H43ZM54 113V112H53ZM79 113V112H78ZM78 113H76V114H78ZM84 113V112H83ZM167 113V114H168ZM35 114V113H34ZM72 114V113H71ZM80 114V113H79ZM166 114V113H165ZM171 114V113H170ZM177 114V113H176ZM54 115H56L57 116V114H54ZM59 115H61V113L59 114ZM108 115V114H107ZM174 116H175V114H173ZM14 116V115H13ZM27 116V115H26ZM38 116V115H37ZM59 117V116H58ZM73 117H75V116H73ZM206 117V116H205ZM262 118H260V120L258 121V122H256V121H248L247 122V125H249L250 127H255L256 129H260L261 131H263L264 132V117L263 116H261ZM12 118V117H11ZM83 118H84V116H83ZM97 118V117H96ZM96 118H95V120H96ZM21 119H23V118H21ZM30 119V118H29ZM32 119H35V118H32ZM31 119V120H32ZM57 120H56V125H53V123H51V125L52 126H50L51 127V131H55L54 133H53V136L54 137H56V139H62L63 138V136L64 135H66V131H67V128L65 129V128H60V132H58L57 133V131H56V129H59V128H57L58 127V125L59 126H63V120L61 119V118H56ZM64 119V118H63ZM76 119H77V117H76ZM80 119V118H79ZM100 119V118H99ZM249 119V118H248ZM257 119V118H256ZM19 120V119H18ZM65 120H67V119H65ZM74 120V119H73ZM89 120V119H88ZM94 120V121H95ZM20 121H22V120H20ZM76 121V120H75ZM85 121H86V119H85ZM101 121V120H100ZM28 121H26V120H24L22 123H24V125L26 126L27 124H29V123H27ZM52 122V121H51ZM67 122V121H66ZM70 122V121H69ZM82 122H83V119H82ZM105 122V121H104ZM216 122V121H215ZM16 124V123H15ZM15 124H13V125H15ZM33 124V123H32ZM35 124H37V123H35ZM39 124H40V122H39ZM42 124V123H41ZM66 124V123H65ZM31 125V124H30ZM29 125V127L31 128V126ZM43 125V124H42ZM201 125V124H200ZM199 124L195 127V125H194V127L193 128H190V129H193L192 131H193V133L190 135V137L192 136V139H193V137L195 138V140L194 141H196L197 140V142H194V143H196V144H194V145H201L203 148V151H201L200 153L201 154H197V156H194V158H192L193 156H189V158L191 159V160H195V159H199V158H201V159H205V158H208V159H212V162L213 163H218V164H220L221 163V165L222 164H224V163H226V162H228L226 159L228 158L227 156V158L224 156H222L223 154H225V152L227 151L226 149L228 148H230V147H232V148H234V150H236V152L235 153H237L238 154V152H241L243 149H244V147L242 146V145H239L238 144V142H237V139H235L234 140V138H233V136H231V135H228V134H231V133H228V134H223V135H220L221 137L219 138L218 137V139L216 140V142L218 141V143H220V145H218V148H217V146L215 147L214 145H212V146H210L207 142L209 141V140H211V139H209L208 138V136H207V134L209 133H207V134H205L207 131H204L205 129L202 127V126H200ZM24 126V127H25ZM35 126V125H34ZM33 126V127H34ZM36 126H38V125H36ZM28 127V126H27ZM46 127V126H45ZM255 128H254V135L257 133V131L258 130H256L255 131ZM92 129V128H91ZM44 130V129H43ZM49 130V129H48ZM220 130H223V129H220ZM250 130V129H249ZM252 130H253V128H252ZM259 130V131H260ZM35 131V130H34ZM38 131V130H37ZM45 131V130H44ZM191 131V132H192ZM225 131V130H224ZM227 132H228V130H226ZM225 131V132H226ZM241 131V130H240ZM244 131V130H243ZM129 132V131H128ZM128 132H126V133H128ZM238 132V131H237ZM252 132V131H251ZM190 133V132H189ZM188 133V134H189ZM253 133V132H252ZM252 133H251V135H252ZM249 134V133H248ZM211 135V134H210ZM234 135V134H233ZM258 135H259V133H258ZM34 136H35V134H34ZM126 136H128V134L126 135ZM134 135H132V137H133ZM256 136V135H255ZM260 136V135H259ZM10 137V138H9ZM64 137H66V136H64ZM124 137H125V135H124ZM123 137V138H124ZM131 137V138H132ZM164 137V136H163ZM248 137V136H247ZM254 137V136H253ZM252 137V138H253ZM67 138V137H66ZM69 138H70V136H69ZM102 138V137H101ZM106 138V137H105ZM126 139V141H125V143H123L122 145H124V144H126L127 146H128V148L127 149H129V147H131V148H133V152H134V149H135V147H136V145H139V143L138 144H135L134 145V143H135V140H132V139ZM159 138V137H158ZM240 138V137H239ZM238 138V139H239ZM64 139V138H63ZM62 139V140H63ZM68 139V138H67ZM100 139V138H99ZM121 139V138H120ZM136 139V138H135ZM139 139H141V138H139ZM145 139V138H144ZM160 139V138H159ZM216 139V138H215ZM242 139V138H241ZM249 139V138H248ZM65 140V139H64ZM71 140V139H70ZM108 140H109V138H108ZM125 140V139H124ZM124 140H122V142L124 141ZM143 140V139H142ZM147 140V139H146ZM156 140V139H155ZM1 141V140H0ZM57 141V140H56ZM92 141V140H91ZM96 141V140H95ZM103 141V140H102ZM106 141H107V139H106ZM110 141V140H109ZM137 141V140H136ZM243 141H245V140H243ZM5 142V141H4ZM55 142V141H54ZM60 143H61V141H59ZM58 141H57V143L55 144V146L54 147H48V145H47V147H45L44 145V147H43V149H42V151L43 152H48L47 154H51V153H53V152H55V151H57V148H59V147H61L62 146V143L60 144ZM100 142V141H99ZM132 142H134V143H132ZM138 142V141H137ZM148 142V141H147ZM156 142H157V144H158V141L156 140ZM160 142V141H159ZM174 142V141H173ZM213 142V141H212ZM2 143V142H1ZM8 143V142H7ZM15 143V142H14ZM37 143V142H36ZM60 144L61 146H59L58 147V145L57 144ZM89 142L87 141V144H88ZM104 143L106 144V142H105V140H104ZM110 143V142H109ZM112 143V142H111ZM117 143V142H116ZM116 143H115V145H116ZM145 143V142H144ZM144 143H141V144H144ZM154 143V142H153ZM162 145L160 146V147H158V145H157V147L158 148H163V146H164V150L166 151V152H172L173 153V147H172V144H174V143H172L171 144V141L170 140H168V138H163L162 139ZM214 143V142H213ZM240 143V142H239ZM33 144V145H32ZM49 144V143H48ZM146 144H148L149 145V143H146ZM145 144V145H146ZM155 145H156V143H154ZM243 144V143H242ZM254 144V143H253ZM12 145V144H11ZM63 145H65L64 143H63ZM83 145H84V143H83ZM103 145V146H102ZM113 145V144H112ZM209 145V146H208ZM8 146H9V144H8ZM14 146V145H13ZM86 146V145H85ZM119 146H121V145H119L118 144V147ZM133 146V147H132ZM147 146V145H146ZM150 146H151V144H150ZM249 146V145H248ZM19 147H21V146H19ZM35 147V146H34ZM90 148H91V151H90V157L92 158V159H87V157H86V159H84V157H83V159L81 158V159H78V160H75V161H77V163L78 164H81L82 166H84V169H82L81 170V172L83 171L85 174H87V175H89L88 176V179L90 178V181L88 182L87 180V186H84V187H82L81 188V190H80V192L81 193H83V191H88V193L87 194H85L83 197H84V201L83 202H85L84 204H89L90 206H92V207H94V209H93V211L92 212H96L97 211V213L99 212V211H102V214H101V216L103 215V213L105 214V215H107L108 214V218H107V223H111V225L113 226V225H116V227L118 226V227H120L121 228V230H119V229H116L115 228V226H114V228L116 229V230H119L120 231V236L122 237L120 240H118L119 241V243L116 245V249H118V252L116 253V254H114L113 255V257H109L108 255H111V254H113L112 252H114L115 250V248H113V246L112 247H110V245H112L111 243H112V241H113V239L111 240L110 239V235L107 237V233H106V229H107V223L105 224L106 226H98V225H96V224H93L92 222L89 224V216L88 217H86V219H84V220H82L81 221V223H77V224H80V226L79 227H77V225L76 226H73L71 223H70V221H72L71 220V218L72 217H74L76 214H77V210H76V207H74L72 204H69L68 202H69V200H68V194H70V193H68V192H71V189H70V191L68 190L69 188H68V186L69 185H67V190L68 191H66L65 189H66V187H65V189H62V186H60V182L58 181V179H56L57 177L55 176V179L53 178V177H50L51 176V173L49 172V174H50V176H45V177H40V175H37V176H35V177H29V180H31L30 182H28L27 183V185L26 186H19L18 185V187H17V183H15V185H16V187L15 186H13V187H15V188H17L18 190H14L15 192H16V194L14 193V195H13V193H12V195H9V194H5V192H4V190H7V188L12 184L11 183V179H12V177L14 176V174H15V170H0V261H1V259H3L2 258V255L3 254H5L6 252H9L10 251V253H12L13 252V254H17L18 255V257L16 258H14L13 256V258H11V260L7 263V262H5V263H3V262H0V264H10L11 262V264H14V263H16V264H64L66 261H71V264H83V263H88V264H90V263H93V264H125V260H126V257H127V255H130V253H129V251H136V255L133 257L132 255V257L134 258V259H136V257L138 258V259H140V262L142 261V263L143 264H153L152 262H151V260L157 255L156 254V251H155V249L157 248V246H156V248L154 249V247L152 248V249H150V250H148L147 249V247L149 246H152L151 244L149 245V243L147 242V239H148V237H147V239H146V236L149 234V232H148V234H147V228L150 226V224H152L153 223V221H152V223H148V221H146V222H144L146 219H148V218H146V219H144V221H142L141 219H139V222H140V220L143 222V223H141L142 225H143V227H142V229H137V221L138 220H136V222H135V220L134 221H131V220H128L127 218H125L126 216H125V214H126V211H127V209H129V210H132V209H134V211L136 212V209L137 210H139V209H142V208H146V207H144V206H148V204L150 203V205L152 204V205H155V204H158V203H163L165 200H167V199H173L174 197H176L177 196V198L179 199V195L180 194H183V193H186L187 191L186 190H184V189H182V190H180V192H178V193H174V195H168V196H163L162 194V197L161 196H157V195H155L156 194V192H154V190L153 189H151L150 187H152V183H154V185H156L155 184V180H153L152 179V176H151V179L152 180H149V179H147V178H137V177H134L133 176V174H132V176H128L129 178H124V176H122V174L120 173V172H122V170L121 171H119L118 172V175H117V170H119V169H117V170H115V168H116V163L118 164V163H121V162H123L124 160H120V158H123V155H121V157L119 158V156L114 152V151H112V148H111V146H110V144H107V145H104V144H101V143H90V146H89ZM122 147V146H121ZM120 147V148H121ZM138 147V146H137ZM143 146H141V148H142ZM156 147V148H157ZM124 149H125V145H124V147H123ZM154 148H155V146H154ZM155 148V149H156ZM226 148V149H225ZM248 148V147H247ZM21 149H22V147H21ZM33 149V148H32ZM60 149V148H59ZM84 149V148H83ZM114 149V148H113ZM124 149H122V151H124ZM146 149V148H145ZM176 149H177V146H176ZM191 149H193V147H191ZM224 149V150H223ZM115 150H118V149H116L115 148ZM121 150V149H120ZM126 150V149H125ZM139 150H140V145H139ZM147 150V149H146ZM146 150H144L142 153H141V162L140 163H142L143 162V166L145 167V168H147V171L148 170H150V167H151V163H150V158H152V157H149V155H148V153H147V151ZM149 150H152V149H149ZM179 150H181V149H179ZM185 152H186V150H187V152L188 151H190V149L188 150V149H183ZM182 150V151H183ZM231 150H233V149H231ZM230 150V151H231ZM233 150V151H234ZM245 150V149H244ZM254 150V149H253ZM24 151V150H23ZM40 151H41V149H40ZM83 151V150H82ZM119 151V150H118ZM117 151V152H118ZM122 151H119V153L120 152H122ZM128 151H130V150H128ZM142 151V150H141ZM200 151V150H199ZM51 152V153H50ZM81 152V151H80ZM88 152V151H87ZM191 152H192V150H191ZM244 152V151H243ZM249 152V151H248ZM18 153H20V151H19V149H17L16 147H10V148H5L4 147V144H0V158H9L10 159V157L11 158H13L14 156H16V158H17V155H20V154H18ZM22 153V152H21ZM29 153H31V152H29ZM40 154H41V152H39ZM126 152H123V154H125ZM129 153V152H128ZM137 153H138V149H137ZM163 153V152H162ZM190 153V152H189ZM82 154V153H81ZM135 154H136V151H135ZM159 154V153H158ZM171 154V153H170ZM170 154H169V156H170ZM173 154H175V153H173ZM246 154V153H245ZM245 154H243V155H245ZM83 155H85L84 153H83ZM87 155V154H86ZM126 155H128V154H126ZM125 155V156H126ZM152 155V154H151ZM160 155V154H159ZM158 155V156H159ZM162 155V154H161ZM172 155V154H171ZM243 155H242V157H243ZM25 156H28L27 154L25 155ZM53 156V155H52ZM70 156V155H69ZM77 156H79L78 154H77ZM157 156V157H158ZM174 156V155H173ZM172 156V157H173ZM177 156V155H176ZM179 156V158H181L182 157V154H179L178 155ZM181 156V157H180ZM30 157V156H29ZM55 157V156H54ZM74 157V156H73ZM73 157L71 158V159H73ZM133 157V156H132ZM136 157H138V156H136ZM160 157V156H159ZM171 157V156H170ZM233 157V156H232ZM231 157V158H232ZM240 157V156H239ZM247 157H248V155H247ZM249 157H251V156H249ZM15 158V157H14ZM77 158V157H76ZM79 158H80V156H79ZM154 158V157H153ZM163 158V157H162ZM167 158V157H166ZM176 158V157H175ZM188 158V159H189ZM22 159H24V158H22ZM62 159V158H61ZM133 159V158H132ZM139 159H140V157H139ZM170 159H172V158H170ZM176 159H178V157L176 158ZM247 159V158H246ZM115 162H114V161ZM128 160V159H127ZM138 160V159H137ZM151 160H153V159H151ZM154 160H155V158H154ZM231 160V159H230ZM234 160V159H233ZM239 160V159H238ZM251 160V159H250ZM253 160V159H252ZM6 161V160H5ZM47 161L48 160H46V163H47ZM59 161H60V159H59ZM71 161V160H70ZM129 161V160H128ZM127 161V162H128ZM136 161V160H135ZM169 161H171V160H169ZM168 161V162H169ZM196 161V160H195ZM195 161H194V163H195ZM205 161H207V160H205ZM209 161V160H208ZM1 162V161H0ZM21 162V161H20ZM24 162H25V160H24ZM27 162V161H26ZM49 162H50V164H52L53 162H55L54 161V159H50L49 160ZM49 162H48V164H49ZM111 162H114V164L113 163H111ZM132 162V161H131ZM137 162V161H136ZM136 162H135V164H136ZM152 162V161H151ZM172 162V161H171ZM173 162H174V160H173ZM203 161H201V162H199L198 161V163H202ZM8 163V162H7ZM15 163H16V161H15ZM59 163V162H58ZM72 163V162H71ZM74 163V162H73ZM76 163V164H77ZM138 163V162H137ZM139 163V164H140ZM151 165H150V164ZM166 163H167V161H166ZM175 163H178V166H180V169H181V171L182 170H185L187 167H192V170H193V168H194V164H191L189 161H184L183 159H178V162L176 161ZM192 163H193V161H192ZM197 163V164H198ZM205 163V162H204ZM209 163V162H208ZM1 164V163H0ZM13 164V163H12ZM56 164H57V162H56ZM63 164V163H62ZM75 164V165H76ZM134 164V165H135ZM169 164V163H168ZM174 164V163H173ZM203 164V163H202ZM245 164V163H244ZM255 164V163H254ZM8 165V164H7ZM60 165H61V163H60ZM66 165V164H65ZM65 165H64V167H65ZM69 165V164H68ZM138 165V164H137ZM140 165H142V164H140ZM149 165H150V167H149ZM170 165H171V163H170ZM199 165V164H198ZM197 165V166H198ZM247 165V164H246ZM250 165H251V163H250ZM256 165V164H255ZM11 166V165H10ZM19 166V165H18ZM51 166V165H50ZM59 166V165H58ZM73 166V165H72ZM127 166H128V163H127ZM136 166V165H135ZM134 166V167H135ZM143 166H141V167H143ZM153 166V165H152ZM196 166V165H195ZM196 166V167H197ZM224 166V165H223ZM243 166H245V165H243ZM55 167V166H54ZM57 167V166H56ZM61 167V166H60ZM122 167V166H121ZM133 167V166H132ZM139 167V166H138ZM140 167V168H141ZM201 167H202V165H201ZM245 167H247V166H245ZM258 167H259V165H258ZM32 168V167H31ZM63 168V167H62ZM66 168V167H65ZM71 168V167H70ZM70 168H69V170H70ZM73 168H74V166H73ZM72 168V169H73ZM76 168V167H75ZM79 168V167H78ZM139 168V169H140ZM152 168V167H151ZM154 168V167H153ZM177 168V167H176ZM179 168V167H178ZM198 168V167H197ZM255 168V167H254ZM254 168H252L251 167V169L250 170H252V171H250L251 173H250V175L248 176V178L246 179V178H243L242 180H244V179H246L245 181H244V184L241 186V190H239V192L238 193H236V190L234 189V187H237V186H234L233 187V191L234 192H232V194H231V196L232 197H234V200L236 199L237 200V202L239 203V204H236L237 206L236 207H238V209L235 207V205H234V203H232L231 202V204H230V206L228 205V207L227 208H225L224 206H223V201H224V194H223V191L220 193L221 195H222V198H220V196H219V198L220 199H218L219 200V204H217L216 205V207H215V209L213 210V209H211L210 207H207V208H205V209H198L197 208V210L194 212V213H192L191 214V216H189V218H187V213L185 212V211H187V210H185L186 209V206L188 207V205H183V206H178L177 207V209H176V211H175V215H173V216H171L172 214H169L170 215V217H168L169 215L167 214V216L163 219V220H165L166 218H169L168 220H171V221H173L172 222V225L174 226V228L176 229L175 230V233L173 234V237H171V239H169V241H171V243L169 244L170 246H173L174 245V243H176V242H178L179 240H178V238L180 237V236H182L184 233L183 232H177L178 231V228H177V224L176 223H178V222H181L182 224L184 223V221H185V219L186 220H188L189 219V222L190 221H195V220H197V221H199L200 223H202V225H203V227H208V228H211L213 225H211V223L213 224V222H215V221H217V217L219 216V215H221L222 214V216H220V218L221 217H223L224 216V218H225V220L228 222V224H230L231 223V225L233 224V222L234 221H239V222H236L235 224H233L234 226H236V228L235 229H239V230H241V228H243V227H248V225H246L248 222H250L251 221V214L249 215V213H251V212H247V210H246V212H243L242 214H243V217H240V218H238V220H237V214H238V212L240 211V210H243L242 208L244 207V206H241L243 203L245 204H253V203H255L256 201L255 200H258V198L262 195V194H264V182H263V176L261 177V174L259 173V171L258 170H255ZM9 169V168H8ZM64 169V168H63ZM62 169V170H63ZM125 169V168H124ZM138 169V170H139ZM189 169V168H188ZM202 169V168H201ZM211 169H212V166H211ZM214 169H215V167H214ZM214 169H212V170H214ZM257 169V168H256ZM263 169V168H262ZM36 170V169H35ZM55 170V169H54ZM65 170V169H64ZM63 170V171H64ZM68 170V169H67ZM137 169H136V171H138ZM156 170V169H155ZM155 170H153V171H155ZM197 170H199L200 171V169H197ZM211 170V171H212ZM13 171V172H12ZM18 171V170H17ZM20 171V170H19ZM29 171V170H28ZM34 171V170H33ZM38 171V170H37ZM36 171V172H37ZM72 171V170H71ZM75 171V170H74ZM126 171V170H125ZM134 171V170H133ZM140 172H142L143 170H139ZM138 171V172H139ZM207 171V170H206ZM30 172H31V170H30ZM42 172H45V171H42ZM54 172H56V171H54ZM58 172V177H59V174L60 173H62V172H60L59 173V171H57ZM67 173H68V171H66ZM82 172V173H83ZM144 172H146V171H144ZM184 172V171H183ZM242 172H243V170H242ZM72 174L74 173L73 171L71 172ZM76 173V172H75ZM75 173H74V175H73V177L74 178H76L75 176ZM121 175H120V174ZM130 173H131V171H130ZM152 173H154V172H152ZM213 173V172H212ZM206 174V176L204 175V172H203V175L205 176V178L206 179H204V180H206V181H202V183L203 182H205L204 184H205V186L206 185H208L207 187H206V190H205V192H207L208 193V195L207 196H205L206 198H211L210 200H211V202H213L212 200H214L215 198L214 197H211L212 195L211 194H213V195H215V194H217V193H219L220 192V190H222L223 188H224V186H226V185H229V183H231L230 181H231V175L228 173V174H224V173H219V174H217V171H216V173H213V174ZM244 173H245V171H244ZM247 173H248V171H247ZM32 174H35V173H33L32 172ZM40 174V173H39ZM48 174V175H49ZM77 174V176H79L80 175V173L79 172H77L76 173ZM84 174V175H85ZM127 174V173H126ZM147 174V173H146ZM214 174H217V175H214ZM242 174V173H241ZM56 175V174H55ZM123 175H124V173H123ZM128 175V174H127ZM139 175V174H138ZM138 175H135V176H138ZM239 175H240V173H239ZM246 175V177H247V174H245ZM263 175V174H262ZM33 176V175H32ZM52 176H54L53 174H52ZM62 176H64V175H62ZM70 176V175H69ZM140 176V175H139ZM142 177H143V175H141ZM140 176V177H141ZM148 176H149V174H148ZM161 176V175H160ZM197 176V175H196ZM244 175H242V177H243ZM72 177V178H73ZM87 177V176H86ZM127 177V176H126ZM145 177H147V176H145ZM179 177V176H178ZM22 178H24V175L22 176ZM79 178H80V176H79ZM158 177H156V179H157ZM164 178H165V176H164ZM202 178H204L203 176H202ZM81 179V178H80ZM79 179V180H80ZM85 179V178H84ZM161 179V182H162V180H163V177L162 178H160ZM159 179V180H160ZM178 179V178H177ZM28 180V179H27ZM26 179H25V182L27 181ZM28 180V181H29ZM74 180V179H73ZM248 180V181H247ZM24 181V180H23ZM76 181V180H75ZM78 181V180H77ZM155 181V182H154ZM259 181H262V182H259ZM14 182V181H13ZM16 182V181H15ZM83 182H84V180H83ZM160 182V181H159ZM177 182V181H176ZM82 183V182H81ZM86 183V182H85ZM164 184H165V182H163ZM201 183V184H202ZM214 183V184H213ZM22 184V183H21ZM77 184V183H76ZM76 184H75V186H76ZM203 184V185H204ZM213 184V185H212ZM13 185V184H12ZM11 185V186H12ZM77 185H79V183L77 184ZM97 186V188H95L94 189V186ZM153 185V186H154ZM167 185V184H166ZM71 186V185H70ZM69 186V187H70ZM80 186V185H79ZM78 186V187H79ZM83 186V185H82ZM158 186V185H157ZM184 186V185H183ZM186 186V185H185ZM189 186V185H188ZM188 186H187V188H188ZM194 186V185H193ZM214 186H216L217 187V189H216V187H214ZM233 186V185H232ZM19 187H20V189H19ZM73 187V186H72ZM77 187V186H76ZM192 187V186H191ZM202 187V186H201ZM11 188V187H10ZM64 188V187H63ZM158 188H160V186L158 187ZM179 188V187H178ZM183 188V187H182ZM190 188V187H189ZM196 188V187H195ZM194 188V189H195ZM226 188V187H225ZM230 188V187H229ZM9 189V188H8ZM12 189V188H11ZM170 189V188H169ZM181 189V188H180ZM186 189V188H185ZM192 189H193V187H192ZM202 189H204V188H202ZM239 189V188H238ZM171 190V189H170ZM178 190V189H177ZM197 190H198V187H197ZM225 190V189H224ZM228 190V189H227ZM13 190H11V192H12ZM78 191V190H77ZM176 191V190H175ZM238 191V190H237ZM8 192V191H7ZM194 192H195V190H194ZM197 192V191H196ZM230 192V191H229ZM79 193V192H78ZM80 193V195H82ZM234 193H236V194H234ZM187 194V193H186ZM229 194V193H228ZM227 194V195H228ZM79 195V196H80ZM166 195V194H165ZM188 195V194H187ZM187 195H185V197H187ZM201 195V194H200ZM181 196H183V195H181ZM230 196V195H229ZM264 196V195H263ZM204 196L202 197V200H206V198H205ZM177 198H176V200H177ZM224 198V199H223ZM229 198V197H228ZM231 198V197H230ZM71 199V198H70ZM232 199V198H231ZM230 199V200H231ZM201 200V199H200ZM217 200V201H218ZM228 200V199H227ZM235 200V201H236ZM262 200V199H261ZM264 200V199H263ZM169 202H170V200H168ZM173 201V200H172ZM215 201V200H214ZM216 201V202H217ZM226 201V200H225ZM232 201V200H231ZM234 201V202H235ZM167 202V201H166ZM166 202L165 203H163V204H166ZM202 202V201H201ZM227 202V201H226ZM167 204H168V202H167ZM215 204V203H214ZM226 204V203H225ZM241 204V205H240ZM76 205V204H75ZM160 206L159 207H162L161 206V204H159ZM157 206V205H156ZM213 206V205H212ZM84 207V206H83ZM153 207V206H152ZM158 207V206H157ZM214 207V206H213ZM246 207V206H245ZM252 207V206H251ZM91 208V207H90ZM151 208V207H150ZM202 208V207H201ZM254 208V207H253ZM78 209V208H77ZM152 209V208H151ZM196 209V208H195ZM87 210V209H86ZM153 210V209H152ZM157 210H158V208H157ZM175 210V209H174ZM91 211V210H90ZM238 211V212H237ZM255 211V210H254ZM157 212V211H156ZM166 212V211H165ZM79 213V212H78ZM84 213V212H83ZM240 213V212H239ZM254 213V212H253ZM81 214V213H80ZM86 214V213H85ZM157 214L159 215V214H162L161 212L159 213V212H157ZM165 214V213H164ZM84 215V214H83ZM95 215H96V213H95ZM98 215V214H97ZM104 215V216H105ZM125 217H124V216ZM127 215V214H126ZM166 215V214H165ZM80 216V215H79ZM78 216V217H79ZM100 216V217H101ZM116 216V217H115ZM117 216H119V217H117ZM139 216V215H138ZM160 216H162V215H160ZM254 216V215H253ZM93 217H95V216H93ZM105 217H107V216H105ZM104 217V218H105ZM114 217L115 218H117V221H113L114 220ZM173 217V218H172ZM254 217H256L257 218V216H254ZM102 218V217H101ZM103 218V219H104ZM129 218V217H128ZM130 218H132V217H130ZM137 218H139V217H135V219H137ZM152 217H150V220H154V218H152ZM157 218V217H156ZM161 218H163V217H161ZM255 218V219H256ZM260 219H261V217H259ZM98 219V218H97ZM97 219H96V221H97ZM173 219V220H172ZM77 220V219H76ZM90 220H91V218H90ZM116 220V219H115ZM259 220V219H258ZM159 221V220H158ZM219 221V220H218ZM256 221H257V219H256ZM262 221V220H261ZM260 221V222H261ZM263 221H264V219H263ZM106 222V221H105ZM134 222L136 223V224H134ZM155 223H156V221H154ZM160 222V221H159ZM169 222V221H168ZM196 222V221H195ZM226 222V223H227ZM253 222V220L251 221V226H252V223ZM154 223V224H155ZM186 223H188V222H186ZM191 223H193V222H191ZM199 223V224H200ZM215 223H217V222H215ZM225 223V224H226ZM257 223V222H256ZM259 223V222H258ZM139 224V223H138ZM160 224V223H159ZM164 224V223H163ZM169 224V223H168ZM254 224H255V222H254ZM137 227H136V226ZM140 225V224H139ZM153 225V224H152ZM184 225V224H183ZM189 225V224H188ZM257 225V224H256ZM264 225V224H263ZM134 226H135V228H134ZM154 226H157L158 227V225H154ZM167 226V225H166ZM179 226V225H178ZM187 226V225H186ZM258 226V225H257ZM163 227V226H162ZM168 227V226H167ZM167 227H165V228H167ZM169 227H171L170 225H169ZM168 227V228H169ZM189 227H190V225H189ZM113 228V229H114ZM141 228V227H140ZM164 227H163V230L165 229ZM185 228V227H184ZM230 228V227H229ZM89 229L91 230V235H90V233L88 232L89 231ZM151 229V228H150ZM154 229V228H153ZM173 228H171V230H172ZM182 229V228H181ZM186 229V228H185ZM206 229V228H205ZM204 229V230H205ZM234 229V228H233ZM232 229V230H233ZM253 229V228H252ZM256 229H259V230H264V229H262V227H256ZM156 230L157 229H154V231L156 232ZM159 230H161V228L159 229ZM159 230H157V231H159ZM162 230V231H163ZM168 230V229H167ZM169 230H170V228H169ZM170 230V231H171ZM187 230V229H186ZM239 230H237V231H239ZM69 231H72V232H85L86 234H87V232H88V234L91 236V239H90V237H89V240H88V238H87V240H83V241H80V242H78L77 243V241H75L76 243L74 244V242H73V240L71 241V239H69V237L71 236V233L69 232ZM118 231V232H119ZM161 231V232H162ZM170 231H168V233L170 232ZM174 231V230H173ZM184 231V230H183ZM223 231V230H222ZM221 231V232H222ZM229 231V230H228ZM163 232H167L166 230H164ZM172 232V231H171ZM233 232H234V230H233ZM256 232V231H255ZM263 232V231H262ZM168 233L166 234V233H164V234H166L167 236H168ZM187 233V232H186ZM203 233H204V231H203ZM223 233H225V231H223ZM243 233V232H242ZM251 233V232H250ZM260 233V232H259ZM75 234V233H74ZM150 234H151V232H150ZM154 234V233H153ZM158 233H156V235H157ZM161 234V233H160ZM159 234V235H160ZM196 234V233H195ZM229 234H231V233H229ZM228 234V235H229ZM237 234V233H236ZM83 235H85V234H83ZM156 235H154L155 237H156ZM158 235V236H159ZM161 235H163V233L161 234ZM165 235V236H166ZM187 235V234H186ZM204 235V234H203ZM235 235V234H234ZM153 236V237H154ZM164 236V235H163ZM166 236V237H167ZM171 236V235H170ZM188 236H189V234H188ZM192 236H194V234L192 235ZM197 237V239H198V237H199V239L200 238H203V237H201L202 236V230H201V232H199L197 235H196ZM226 236V237H225ZM232 236V235H231ZM83 237V236H82ZM85 237V236H84ZM87 237V236H86ZM152 237V236H151ZM160 237V236H159ZM190 237V236H189ZM221 237V236H220ZM224 237H225V240H223L224 241V245L222 246L223 247V250H224V252H225V250L228 248H232L233 246V244L231 243L233 240L234 241H236L235 240V238H230V236H227V234L226 235H224ZM224 237H223V239H224ZM233 237V236H232ZM237 237H239V236H237ZM183 238H185V236L183 235ZM194 238V237H193ZM167 239V238H166ZM166 239H165V241H166ZM186 239V238H185ZM188 239V238H187ZM219 239V238H218ZM75 240V239H74ZM116 240V239H115ZM156 240V239H155ZM182 240V239H181ZM181 240L179 241V242H181ZM184 240V239H183ZM189 240H191V239H189ZM222 240V239H221ZM151 241V240H150ZM153 241V240H152ZM151 241V242H152ZM162 241H164V240H162ZM168 241V240H167ZM150 242V243H151ZM156 242V241H155ZM189 241H187L186 243H188ZM199 242H200V240H199ZM198 242V243H199ZM220 242V241H219ZM117 243V242H116ZM115 242H114V244H116ZM165 243H167L168 244V242H165ZM164 243V244H165ZM190 243V242H189ZM222 243V242H221ZM230 243H231V246H230ZM235 243V242H234ZM236 243H237V241H236ZM166 244V245H167ZM179 244H180V247H179ZM178 244V247H177V250H176V252H178V253H176V255H175V257H178V259H179V261H178V263L179 264H186V263H190V264H197L195 261H194V258L196 257V255L195 254H193V252H192V254H193V257L194 258H192L191 257V255H190V253H188V252H184L185 250H188V249H185L184 250V247H183V242L182 243H179ZM196 244H197V242H196ZM160 245V244H159ZM193 245H194V242H193ZM192 245V246H193ZM198 245H200V243L198 244ZM118 246H120V247H118ZM147 246V247H146ZM153 246H155L154 244H153ZM162 246H163V244H162ZM165 246V245H164ZM163 246V247H164ZM185 246V245H184ZM187 246H189V245H187ZM186 246V247H187ZM192 246H189L190 248H189V250L188 251H191V249H193L192 248ZM146 248V250L148 251H146V250H143L142 248ZM167 247V246H166ZM151 248V247H150ZM160 248V247H159ZM188 248V247H187ZM112 249H113V251H112ZM160 249H162V248H160ZM247 249V248H246ZM111 250V251H110ZM122 250V251H121ZM164 250H166V248H164ZM168 250V249H167ZM194 250V249H193ZM197 250V249H196ZM233 250L234 249H232L231 251H226L225 253H229V254H231L232 252H233ZM249 250V249H248ZM218 251V250H217ZM219 251H221V250H219ZM235 251V250H234ZM32 252V253H31ZM158 252V251H157ZM160 252V251H159ZM158 252V253H159ZM195 252V251H194ZM222 252V251H221ZM245 252H246V250H245ZM124 253H127V255L126 254H124ZM161 253L163 254V253H165V251L163 252V251H161ZM220 254V253H219ZM222 254H224L223 252H222ZM245 254V253H244ZM249 254V253H248ZM7 255H9V254H7ZM6 255V256H7ZM168 255V254H167ZM171 255V254H170ZM195 255V256H194ZM215 255H216V252H215ZM225 255V254H224ZM235 255V254H234ZM73 256H78V259L75 261L74 260V258H73ZM83 256V257H82ZM107 257L108 256V258H104V259H100V257ZM157 256H159V255H157ZM226 256V255H225ZM224 256V257H225ZM162 257V256H161ZM161 257H159V258H161ZM220 256H218V257H216L215 256V260H213L214 262H216L217 264L219 263V264H222L223 262H222V258L220 259L219 258ZM223 257V256H222ZM111 258V259H110ZM129 258V257H128ZM156 258V257H155ZM158 258V260L160 261V259ZM163 258H165L164 257V254H163ZM163 258L161 259V260H163ZM6 259V258H5ZM10 259V258H9ZM110 259V260H109ZM167 259H168V257H167ZM171 259V258H170ZM196 259V258H195ZM225 259V258H224ZM199 260V259H198ZM226 260V259H225ZM4 261V260H3ZM26 261H27V263H26ZM131 261V259L129 260H126V262H130ZM157 261V260H156ZM159 261H157V263L156 264H163V262H165V264H167L166 263V261H168V260H166V258H165V260L162 262V261H160V262H162V263H159ZM171 261V260H170ZM173 261V260H172ZM174 261H175V258H174ZM213 261H211V262H213ZM139 262V261H138ZM199 262V261H198ZM210 262V263H211ZM226 262V261H225ZM224 262V263H225ZM67 263V262H66ZM132 263H134V262H132ZM154 263V264H155ZM171 263V262H170ZM177 263V261H176V263L175 264H178ZM209 263V264H210ZM215 263V264H216ZM229 263V262H228ZM141 264V263H140ZM173 264V263H172ZM234 264V263H233Z\"/></svg>",
  "mask_w": 264,
  "mask_h": 264
}]
</instances>
